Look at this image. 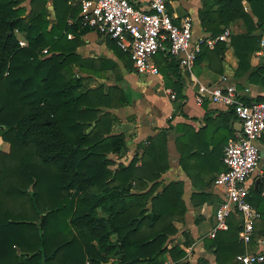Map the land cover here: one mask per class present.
Here are the masks:
<instances>
[{
  "label": "trees",
  "instance_id": "16d2710c",
  "mask_svg": "<svg viewBox=\"0 0 264 264\" xmlns=\"http://www.w3.org/2000/svg\"><path fill=\"white\" fill-rule=\"evenodd\" d=\"M68 1L53 0L57 21L51 24L48 0H0V136L10 143L9 151L0 150V264H105L111 257L110 264H193L184 261L181 243L194 239L175 225L187 211L183 183L161 186L170 166L168 133L159 131L141 146V156L110 167L109 153L128 147L126 133L113 132L103 103L111 92L86 87L74 69L84 61L77 52L81 35L92 28L80 22L81 4ZM200 17L213 35L244 21L245 31L231 41L243 44L239 70H248L259 48L261 35L252 32L264 25V0H203ZM20 34L27 46L19 45ZM115 46L130 67V54ZM155 56L164 74L167 64L177 73L169 51ZM255 73L264 80V68ZM180 79L172 81L178 92ZM236 215L228 229L205 240L217 264L244 252ZM80 239L82 254L68 253L67 260V248L76 250ZM195 264L212 263L201 257Z\"/></svg>",
  "mask_w": 264,
  "mask_h": 264
},
{
  "label": "crops",
  "instance_id": "0c3cea01",
  "mask_svg": "<svg viewBox=\"0 0 264 264\" xmlns=\"http://www.w3.org/2000/svg\"><path fill=\"white\" fill-rule=\"evenodd\" d=\"M148 1L135 0L137 4L143 5ZM166 2L168 11L176 21L188 15L193 18L194 37L212 33L200 17L203 0ZM68 3L79 7L81 0H69ZM47 7L48 17L53 24L57 21L53 0H48ZM222 28L223 31L229 29L232 36L243 33L245 23L242 19H237L226 26L222 25ZM252 34H260L261 39L259 48L250 56L248 70H239L238 54L243 44L230 39L217 46L218 42L214 46L204 45L191 78L179 65L177 74L167 64L165 75L156 56L153 61L160 69L159 76L137 72L131 60L129 67L120 57L115 42L95 29L81 35L82 42L77 48L84 61L81 66L74 65V69L85 78L86 87L101 86L103 94L111 92V96L103 103L114 118L113 132L126 133L128 147L120 154L109 153V157L113 159L110 167L117 168L121 162L128 163L136 153L141 156V146L144 143H148L159 131H167L170 166L160 178L161 186L170 181L183 183L187 211L184 219L176 220L175 225L179 232H188L194 239L189 246L181 243L187 253L184 261L190 260L193 264L201 257L217 264L214 248H209L205 241L212 238L208 233L215 224L216 208L225 195V187L216 184L214 179L226 168L223 162L225 146L241 132V121L234 109L209 99L199 104L195 97L197 88L199 83L214 84L221 75L227 74L237 85L238 93L243 99L264 100V80L255 73L259 67L264 68V44H261L264 39V25L258 26ZM178 77L181 78L180 92L172 84ZM167 89H173L175 96L172 97ZM231 129L234 130L232 134ZM258 143L260 163L248 182L250 201L262 217L255 222L252 239L247 243L242 241L244 252L264 250V135ZM9 149L10 143L0 136V150ZM236 217L240 220L238 215ZM176 236L177 234L169 238L170 245L177 242ZM83 245L84 242L80 239V246L76 250L67 248L66 259L68 253L71 256L82 254L80 247ZM64 256L65 252L54 263H61L60 258L63 259ZM113 260L114 257H111L105 264H110ZM236 260L235 258L232 263L227 264H239Z\"/></svg>",
  "mask_w": 264,
  "mask_h": 264
},
{
  "label": "built area",
  "instance_id": "2783aa9c",
  "mask_svg": "<svg viewBox=\"0 0 264 264\" xmlns=\"http://www.w3.org/2000/svg\"><path fill=\"white\" fill-rule=\"evenodd\" d=\"M79 18L83 25L113 38L130 54L136 71L148 75H160L153 57L167 50L191 78L204 45L214 46L231 39L229 29L216 35L194 37L193 18L188 15L176 21L168 11L166 0H149L146 5L135 0H81ZM67 36L74 37L71 32ZM18 42L20 46L28 45L21 34ZM41 52L47 53L48 47ZM167 91L175 96L173 89ZM195 97L199 104L209 99L231 106L240 118V134L231 138L224 149L226 168L214 179L225 187V195L216 208L215 224L208 235L214 237L218 231L228 229L229 217L235 213L241 220L239 238L247 243L252 239L255 222L262 217L250 201L248 180L260 163L258 142L264 135V100H244L227 74L214 84L199 83ZM236 259L239 264H255L264 261V250L245 251L237 254ZM85 264L100 263L88 259Z\"/></svg>",
  "mask_w": 264,
  "mask_h": 264
},
{
  "label": "rangeland",
  "instance_id": "374dc122",
  "mask_svg": "<svg viewBox=\"0 0 264 264\" xmlns=\"http://www.w3.org/2000/svg\"><path fill=\"white\" fill-rule=\"evenodd\" d=\"M126 162V161H125Z\"/></svg>",
  "mask_w": 264,
  "mask_h": 264
}]
</instances>
